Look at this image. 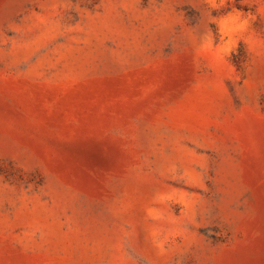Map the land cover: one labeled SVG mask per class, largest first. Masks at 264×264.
Here are the masks:
<instances>
[{
    "label": "rangeland",
    "instance_id": "rangeland-1",
    "mask_svg": "<svg viewBox=\"0 0 264 264\" xmlns=\"http://www.w3.org/2000/svg\"><path fill=\"white\" fill-rule=\"evenodd\" d=\"M0 264H264V0H0Z\"/></svg>",
    "mask_w": 264,
    "mask_h": 264
}]
</instances>
